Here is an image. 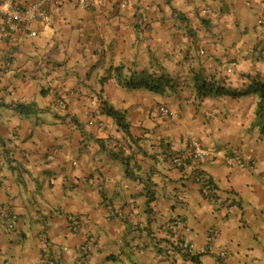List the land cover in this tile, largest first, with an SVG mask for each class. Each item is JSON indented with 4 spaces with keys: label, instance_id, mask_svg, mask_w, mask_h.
Instances as JSON below:
<instances>
[{
    "label": "crops",
    "instance_id": "0c3cea01",
    "mask_svg": "<svg viewBox=\"0 0 264 264\" xmlns=\"http://www.w3.org/2000/svg\"><path fill=\"white\" fill-rule=\"evenodd\" d=\"M42 11L46 20L16 33L0 17V264H42L45 250L56 264H219L221 250L222 264H264V133L253 126L257 94L244 91L249 76H264V3L53 0ZM116 67L123 81L151 74L171 85L128 88ZM204 78L245 94L199 100ZM109 106L125 114L127 132ZM192 138L215 156L189 159ZM122 142L129 152L113 147ZM233 151L254 168L229 167ZM197 171L213 182L214 201ZM175 219L195 249L168 258L165 225Z\"/></svg>",
    "mask_w": 264,
    "mask_h": 264
},
{
    "label": "built area",
    "instance_id": "2783aa9c",
    "mask_svg": "<svg viewBox=\"0 0 264 264\" xmlns=\"http://www.w3.org/2000/svg\"><path fill=\"white\" fill-rule=\"evenodd\" d=\"M53 0H35L31 3L26 4L23 8L20 7L15 0H0V17L3 21V31L7 33H16L18 31L24 30L25 23L31 20H35L37 18H42V20H46V16L42 11V7L44 4L51 2ZM78 5L81 7H85L87 4V0H76ZM260 3H264V0H259ZM261 21V20H260ZM30 35H35L34 31H29ZM63 105V102H59ZM159 113L173 117L175 113L170 110L166 105H162L158 108ZM94 121L90 120L89 124H93ZM99 126H102L103 123L99 122ZM114 148L118 151H122L127 153L130 151V148L127 147L123 142L115 143ZM214 152L208 147L204 146L199 140L192 138L189 143V150L187 153V157L192 161H200L203 159H208L214 157ZM224 160L229 167L238 168V169H253L254 161L247 162L244 158L237 152L233 151V153H225ZM173 162H176V159H173ZM194 181L199 185L200 191L203 195H205L211 201H214V192L215 187L210 177L202 171H197L193 177ZM227 204L230 208H236L237 203L231 199L227 200ZM121 212L117 211V216H121ZM70 222L72 225V229L76 230L79 228V220L74 216L70 217ZM11 226V223L9 224ZM141 224H134L132 231L137 232L138 228ZM165 229L167 231H171L172 235L170 238V243H168L167 247H164L162 250L163 255L170 258L175 251L190 253L195 247L194 243L189 239L185 238V234L183 235L182 231L190 230L189 226L186 222L179 221L178 219L172 220L165 225ZM218 235V231L215 229H210L207 232L206 239L211 242ZM98 238L93 236L89 237L87 243L85 245V251L87 254L92 252L93 248L96 247V241ZM87 256V255H86ZM85 256V257H86ZM217 258L219 264H222L226 259V253L224 251H219L217 253ZM42 264H56V260L53 256H51L48 252H44L43 255V263ZM80 264H88L86 258L81 260Z\"/></svg>",
    "mask_w": 264,
    "mask_h": 264
},
{
    "label": "trees",
    "instance_id": "16d2710c",
    "mask_svg": "<svg viewBox=\"0 0 264 264\" xmlns=\"http://www.w3.org/2000/svg\"><path fill=\"white\" fill-rule=\"evenodd\" d=\"M261 22H263V19H261ZM115 70L117 81L123 83V85L128 88H137L143 85L155 92H162L167 86L171 85L170 78H158L157 82L153 83V80H151V74H147L148 77L145 80H142V78H140V81H134L132 79L123 81L122 77L120 76L121 67H116ZM219 79L221 80V82L223 81V77H220ZM248 80L249 82L245 86L246 88L244 90L246 91L245 93H249L251 91L257 94L255 119L253 122V126L259 128V130L264 133V76H262L260 73H257L249 76ZM221 82H217L214 79L208 78L202 79L200 82H197L194 87L195 97L201 100L206 97L218 96L223 94L231 96H240L245 94L242 90L236 92V90L232 89L231 87H225V85ZM1 106H3L2 102H0V107ZM32 106V104L17 103L15 108L21 113L29 114L33 110ZM105 111L107 115L115 119L119 127H121L125 132L128 131V125L126 123L125 114L123 112H120L111 106L107 107Z\"/></svg>",
    "mask_w": 264,
    "mask_h": 264
},
{
    "label": "rangeland",
    "instance_id": "374dc122",
    "mask_svg": "<svg viewBox=\"0 0 264 264\" xmlns=\"http://www.w3.org/2000/svg\"><path fill=\"white\" fill-rule=\"evenodd\" d=\"M258 27H260V26H258Z\"/></svg>",
    "mask_w": 264,
    "mask_h": 264
}]
</instances>
